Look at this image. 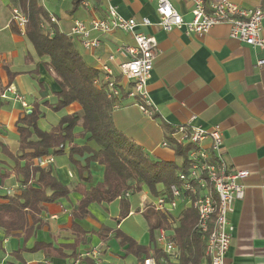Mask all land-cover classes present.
Wrapping results in <instances>:
<instances>
[{
    "label": "crops",
    "instance_id": "0c3cea01",
    "mask_svg": "<svg viewBox=\"0 0 264 264\" xmlns=\"http://www.w3.org/2000/svg\"><path fill=\"white\" fill-rule=\"evenodd\" d=\"M73 1L38 0L48 16L55 19L53 24L58 31L67 36L75 20L87 23L93 18H104L108 6L114 7L122 18L151 22L149 26H138L135 33L153 37L157 43L158 55L147 83L148 97L156 109L153 118L144 117L134 102L125 98L129 83L118 72V65L127 61L128 56L117 54L116 49L132 46L131 34L92 33L100 42V47L94 51L84 49L77 38L72 39L78 41V51L92 68L97 70L100 63L110 66L123 96L121 108L112 113L114 126L154 160L174 162V151L162 148L161 143L177 126L189 122L203 129L219 126L227 167L248 172L243 182L244 198L233 204V211L228 215L233 233L224 264H264V64H257L264 61V47H250L230 39L227 25H217L205 34L186 33L182 29L164 32L154 25L158 20L156 0H85L87 9L81 4L75 7ZM169 1L184 20H191L193 5L190 1ZM228 1L243 8L263 3L262 0ZM10 7V0H0V94L6 87H12L29 105V110L33 103L54 104L58 86L43 65L45 59L36 56L25 33L20 34L11 24ZM262 38L264 40V27ZM30 87L33 96L32 92L24 90ZM26 94L32 98L27 100ZM41 110L45 118L49 109L42 107ZM22 112L24 109L19 103L0 100V197L12 195L20 184L11 173L13 162L3 154L2 148L12 154L17 152L15 123ZM75 113H81L77 103L57 113V122L61 115ZM57 122L43 128L39 121L38 126L48 131ZM77 143L82 145L81 141ZM51 168L71 193L66 200L45 206L42 219L46 224L27 242L28 249L34 241L57 246L73 240L69 213L81 198L74 191L79 182L77 171L66 153L54 156ZM90 171L93 183L86 185L87 189L100 183L103 177V169L97 164H91ZM5 173L10 174L2 179ZM89 212L90 216L80 222L86 232L98 231L103 226L115 227L137 243L147 244L142 242L139 228L136 231L126 225L132 211L126 219L114 223L119 215V200L92 204ZM172 218H177V214ZM7 238L6 244L0 239V264H69L65 259L47 258L43 252L16 253L22 247V236ZM92 250L99 253L97 261L93 260L95 264H137L134 257L125 255L113 235L105 243L97 235H89L86 244L78 247L79 264H88L82 256Z\"/></svg>",
    "mask_w": 264,
    "mask_h": 264
},
{
    "label": "trees",
    "instance_id": "16d2710c",
    "mask_svg": "<svg viewBox=\"0 0 264 264\" xmlns=\"http://www.w3.org/2000/svg\"><path fill=\"white\" fill-rule=\"evenodd\" d=\"M83 1L74 0L73 4L77 7ZM18 5L28 20L25 37L36 56L45 59L43 65L53 76L59 91L55 93L54 104L47 101L33 103L29 111L18 117L15 123L17 152L12 154L2 148L3 154L13 162L11 173L20 183L12 195L0 197V231L6 237L22 236V247L16 253L43 252L47 258L75 263L79 260L78 247L86 244L89 235H97L104 243L113 235L125 255L142 264L145 259L158 260L164 256L156 237L157 231L165 228L174 235L180 251V264H208L203 255L205 237L193 229L196 222L193 210L179 211L177 218L169 221V217L155 211L149 203L143 209L138 208L136 212L141 213L148 228L149 242L146 245L137 243L115 227L103 226L98 231L86 232L80 226V222L90 216V205L110 204L115 200H119V215L114 223H120L131 211L125 194L136 195L144 187L153 198L157 197L158 187L169 188L176 182V174L182 167L174 162L154 160L139 145L118 132L112 113L121 108L123 99H110L93 85L98 71L78 51V41L58 31L38 0H18ZM73 103L80 106V114L61 115L51 129H40L41 107L59 113ZM78 141L82 145H78ZM187 151L179 147L174 156L185 157ZM65 153L77 171L79 182L74 191L81 197L69 213L73 240L57 246L34 241L28 249L27 242L46 224L42 219L45 206L58 204L71 193L53 174L51 165L41 168L36 161ZM93 163L102 167L103 177L100 183L87 189L86 185L93 183L90 171ZM9 174L2 175V179ZM91 259L83 258L88 264H95Z\"/></svg>",
    "mask_w": 264,
    "mask_h": 264
},
{
    "label": "built area",
    "instance_id": "2783aa9c",
    "mask_svg": "<svg viewBox=\"0 0 264 264\" xmlns=\"http://www.w3.org/2000/svg\"><path fill=\"white\" fill-rule=\"evenodd\" d=\"M10 1L11 24L24 35L27 17L19 7L18 0ZM188 1L192 3L193 9L191 20L186 21L169 0H156L158 20L154 25L164 32L182 29L186 33L194 34H205L217 25H227L230 39L250 47H264V0L253 8H243L228 0ZM81 5L84 9L88 8L86 1L81 2ZM50 22L55 23V19L50 17ZM149 25L152 24L148 19H142L140 22L132 18L125 19L114 7L108 6L104 18H93L87 23L75 20L70 36L77 38L84 49L94 51L100 47V42L98 37H92V33L131 34L134 44L119 46L116 49L117 54L128 56L127 61L118 65V72L129 83L125 98L132 100L144 117L153 118L156 109L148 97L147 83L158 55L157 43L153 37L135 33L138 26ZM110 59L113 60V57L110 56ZM257 64L262 66L264 61H258ZM99 66V75L93 80V85L106 93L110 99H123L110 66L107 63H100ZM0 100L19 103L24 111L29 110V105L10 86L2 91ZM161 147L174 152L179 147L188 151L185 157H177V165L182 169L176 174V182L167 189L161 187L158 196L148 203L155 211L169 217V221H172L176 211L193 210L196 215L193 229L196 234L205 237L204 258L208 260V264H224L233 233L228 215L233 211V204L244 198L243 182L248 177V172L234 171L227 167L223 160V136L218 125L210 129L194 127L190 122L179 125L161 143ZM52 163L53 156H45L36 161L41 168ZM125 197L129 195L125 194ZM0 239L2 244H6L8 240L1 231ZM156 243L164 256L158 260L152 257L145 259L142 264H180V251L170 230L160 228L157 231ZM86 257L97 261L99 253L97 250L88 251L82 256Z\"/></svg>",
    "mask_w": 264,
    "mask_h": 264
},
{
    "label": "rangeland",
    "instance_id": "374dc122",
    "mask_svg": "<svg viewBox=\"0 0 264 264\" xmlns=\"http://www.w3.org/2000/svg\"><path fill=\"white\" fill-rule=\"evenodd\" d=\"M24 90H27V92H32L33 88L32 87L24 88ZM26 95H27L26 99L30 100L32 98L31 96H33V92H32L31 96L28 94H26ZM41 112H42V110H41ZM43 114H44V112H42V115ZM57 118H58V114L49 110V112H47V115L45 118H44V115L42 118H40L39 125H41L43 128H48V126H49L48 124H55L57 122ZM63 157H65V156H63ZM174 162L176 164H179V160L177 158L174 159ZM127 199L130 202L131 209L133 207V209L131 210L133 212V215H130L128 217V220L126 221V225L130 229L136 230V231H138V228H139V232L141 234L142 242L148 243L149 242V233H148L147 225H146L142 215L140 213H135V210L138 209V207L139 208L141 207L143 209L144 206L147 205V201L145 203V200H143V199L151 201V200H153V197L151 196L150 192L146 188H143L140 193H138L136 195L129 196ZM135 205H137V206H135ZM177 212L178 211L174 212V214H177Z\"/></svg>",
    "mask_w": 264,
    "mask_h": 264
}]
</instances>
